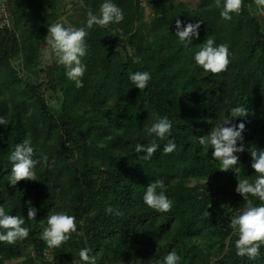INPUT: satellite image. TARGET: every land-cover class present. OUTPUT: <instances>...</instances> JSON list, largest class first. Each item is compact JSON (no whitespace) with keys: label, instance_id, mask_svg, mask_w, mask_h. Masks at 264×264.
<instances>
[{"label":"trees","instance_id":"trees-1","mask_svg":"<svg viewBox=\"0 0 264 264\" xmlns=\"http://www.w3.org/2000/svg\"><path fill=\"white\" fill-rule=\"evenodd\" d=\"M4 1L11 27H0V116L8 120L0 125V205L7 214L24 216L31 231L24 241L0 243V264H84V247L100 253L98 264H162L172 250L180 264H264V246L255 260L236 255L238 237L229 227L244 203L235 192L237 179L254 181L257 175L247 148H264V16L255 0H244L231 21L220 17L214 0H194V7L181 0H114L124 20L88 30L82 88L67 79L56 59L43 69L38 61L48 26L61 22L68 5L79 13L80 21L72 23L78 28L89 9L99 14L103 0ZM177 19L182 26L200 22L199 37L187 47L175 36ZM210 36L217 44L227 42L232 53L228 70L219 75L205 73L193 60ZM145 70L152 78L139 90L129 75ZM51 98L56 110L49 107ZM239 105L247 114L231 121L245 124L246 150L235 153L236 167L221 171L213 149L197 137ZM164 116L173 124L168 139L176 143L167 155V139L145 133ZM29 136L33 158L47 156L50 166L37 165L35 181L11 187L8 157ZM153 139L160 147L145 161L134 148ZM160 178L174 202L168 213L143 202L147 185ZM29 202L37 209L35 221L27 220ZM51 211L74 215L77 232L49 250L40 231Z\"/></svg>","mask_w":264,"mask_h":264},{"label":"clouds","instance_id":"clouds-1","mask_svg":"<svg viewBox=\"0 0 264 264\" xmlns=\"http://www.w3.org/2000/svg\"><path fill=\"white\" fill-rule=\"evenodd\" d=\"M214 4L217 9H220V17L225 21H231L233 14L239 15L244 8V0H214ZM255 4L258 14L264 16V0H255ZM123 20V10L114 0H103L99 6L98 15L91 9L88 10L86 24L83 27H65L61 22L49 25V38L46 40L45 54L49 55L50 50V54L56 57V62L64 67L67 79L74 82L76 88H82L84 86L83 77L87 70V65L82 58L88 54L86 43L88 30L92 29L93 26L106 28L110 24H119ZM5 23L11 27L8 21ZM199 28L200 22L187 23L182 26V22L177 19L175 36L187 47L192 44L193 38L199 37ZM231 55L227 42L217 44L216 38L210 36L195 51L193 60L195 65L205 73L219 75L228 70ZM136 62H140L139 58ZM151 78V73L146 70L136 71L129 75V80L139 90H144ZM246 114L247 108L244 105L232 107L230 114L225 116L221 123L213 127L208 135L197 137L200 145L213 149L212 157L220 161L221 171L236 167L239 157L235 153L246 150L242 142L245 124L243 122L233 124L231 121L233 117H243ZM7 123V118L0 116V125ZM172 127V121L164 116L157 118L151 126L145 129L148 136H155L159 140L167 139V143L162 149L166 155L176 150L174 139H168ZM238 141H241L239 147L237 146ZM159 147L157 140L153 139L147 144H137L134 151L143 153L140 157L147 161L151 160ZM247 151L251 157V168L257 175L254 181H251L247 176L237 179L235 192L243 197L244 203L237 214L231 217L229 227L233 230L232 234L238 237L234 243L236 255L255 260L260 255V248L264 246V148H258L253 144L247 148ZM33 153L34 149L30 136L21 143L14 145L8 157L12 164L8 178V184L11 187H15L18 181H35L37 165L42 168L50 166L47 156L37 159L33 158ZM250 196L258 198L261 203L257 205L249 198ZM143 202L149 208L160 213H168L172 210L174 202L166 195L164 178L157 179L147 185ZM111 211L109 209V212ZM115 214L120 215L121 213L116 211ZM36 215L37 209L31 206L29 202L27 220L35 221ZM25 223L24 216L7 214L4 206L0 205V243L13 245L18 241L26 240L31 229L26 227ZM76 232L77 220L74 215L66 214L63 211H51L47 215L46 226L41 224L40 239L45 243L47 249L52 250L60 248ZM32 255H35L34 251ZM44 255L48 256L50 252L46 251ZM79 258L84 264H98L101 256L100 253L93 254L90 247H84L79 251ZM180 261L181 256L172 250L166 254L162 264H180Z\"/></svg>","mask_w":264,"mask_h":264},{"label":"rangeland","instance_id":"rangeland-1","mask_svg":"<svg viewBox=\"0 0 264 264\" xmlns=\"http://www.w3.org/2000/svg\"><path fill=\"white\" fill-rule=\"evenodd\" d=\"M181 1L187 4H191V7L195 6L194 0H181ZM62 6L63 4L61 3L60 10L62 9ZM65 9H66L65 11L66 14L61 18V22L66 26L75 27V25H72V23H77L80 21L79 13L76 10L72 9L69 5ZM145 19L146 20L149 19V9L147 7H145ZM5 21H8V22L10 21L8 17V9L6 7V2L4 0H0V25H7ZM45 46H46V43L42 47L41 54H40L39 61H38V66L41 69H43L46 64H50L56 59L54 55L50 54V50H49V55L45 54ZM44 95L49 97L50 93L45 91ZM49 107L51 110H56L57 100H55V98H51L49 100ZM14 262L16 261H12V263Z\"/></svg>","mask_w":264,"mask_h":264}]
</instances>
